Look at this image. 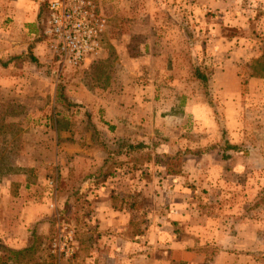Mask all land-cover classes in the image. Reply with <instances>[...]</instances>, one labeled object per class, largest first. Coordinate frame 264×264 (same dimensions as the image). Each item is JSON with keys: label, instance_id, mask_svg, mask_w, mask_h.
<instances>
[{"label": "rangeland", "instance_id": "rangeland-1", "mask_svg": "<svg viewBox=\"0 0 264 264\" xmlns=\"http://www.w3.org/2000/svg\"><path fill=\"white\" fill-rule=\"evenodd\" d=\"M110 1L97 0L107 27L91 66L66 67L40 53L49 76L43 65L0 68V244L24 250L9 264L81 259L85 191L107 182L132 194L134 207L155 204L140 212V226L166 217L173 191L182 201L174 231L191 245L184 253L157 245L156 254L166 248L176 264L217 256L213 264H264V0H141L133 11L144 18L119 26ZM18 25L12 40L4 36L7 47L27 39ZM194 64L208 77L207 95ZM59 80L76 105L55 100ZM108 95L121 99L132 130L105 123ZM222 130L240 149L226 159ZM121 136L147 147L110 155L101 146ZM63 223L78 244L66 258L52 252Z\"/></svg>", "mask_w": 264, "mask_h": 264}, {"label": "crops", "instance_id": "crops-1", "mask_svg": "<svg viewBox=\"0 0 264 264\" xmlns=\"http://www.w3.org/2000/svg\"><path fill=\"white\" fill-rule=\"evenodd\" d=\"M46 1L48 0H0V30L4 22H10V28H7L5 31L1 30L3 33L0 34V39L1 37L3 38L4 46L0 48V60L6 61L15 56L22 55L27 52L30 45H33L32 53L36 56L39 63L42 64L43 67L46 66L45 68L47 69L50 63L46 64L45 62L47 61L40 60L38 56L40 53L45 57L53 56L46 41L40 42L41 39H38L39 26L43 27L44 5L47 3ZM110 2L111 5H108L111 7V10H113V15L111 16L117 23V26H119L122 21L137 22L141 18H144L143 14L140 16V14L133 11L134 7L140 9L141 0H111ZM113 4L115 8L112 6ZM153 16L156 18L158 15L156 13L151 14L152 18ZM16 24H21L18 25V29L24 30L20 34H24L27 39L24 40L23 45L17 44L13 47L11 45L7 47L5 44L7 40H5L4 36L7 37L8 40H12L11 37L17 35H12V33H14L12 30L15 31L14 26H16ZM153 40H155V36ZM36 45H38V48ZM155 46L156 40L155 42H149L151 52L156 51L154 48ZM2 54L4 56H1ZM92 63L93 62H90L88 64L91 66ZM24 64H30L35 68H39L28 61H23L20 66L16 65V67H22ZM12 66H15V64L10 63L7 68ZM0 68L3 69L1 66ZM6 80L8 81V79ZM6 80L4 84H6ZM2 82H4V80ZM65 92L66 97L69 100H73L72 96L67 91ZM85 94L93 98L92 92L87 91ZM55 100H58L57 86L55 89ZM101 108L105 110L103 111L104 115L102 117L105 123L107 122L106 124L109 125V128H115L114 126H116V129H119V127L124 124L126 128L132 130L129 126L130 122L128 120L123 121V119H127L131 116H125V109L123 110L124 106L118 96L115 95L112 97V95H108L102 100ZM120 139H123V136H121ZM141 140L142 139L138 141ZM114 185L115 184L111 182H107L101 185L99 189L85 191V198L87 200L84 205L85 224H83V229L89 238H87V248L84 249L82 258H74L72 264H176V260L173 261V252H168L165 248L163 253L156 254L155 250L156 246L160 245L161 247L167 246L169 249L174 247L178 251H181V253H184L189 249L187 245H191L190 240L183 237L178 238L174 231V221L178 219L175 215L180 217L183 215L184 211L182 210V201L180 199L175 200L177 194L173 191L171 194L173 199L171 198L168 201L167 199L165 200L169 205V211H165L166 217L161 219V217L155 215L148 223H142L140 226V212H148L149 214L151 210L154 211V209H156L155 204L150 203L148 206L143 205L142 207H134L132 205V194H129L130 198H125L127 195L124 196L120 189L115 188ZM178 195L181 194L179 193ZM118 198L121 199V202L124 201L123 206H117L116 202ZM127 201L129 202L127 203ZM156 204L159 205L160 202ZM140 227L143 230L142 233H140ZM227 255H229V252ZM218 258V256L214 258V262L217 263ZM179 264H184V262H180ZM192 264L195 263L192 262Z\"/></svg>", "mask_w": 264, "mask_h": 264}, {"label": "built area", "instance_id": "built-area-1", "mask_svg": "<svg viewBox=\"0 0 264 264\" xmlns=\"http://www.w3.org/2000/svg\"><path fill=\"white\" fill-rule=\"evenodd\" d=\"M46 9L42 34L62 65L83 66L98 57L104 47L107 19L97 0H48ZM77 250L74 231L61 224L52 252L66 258Z\"/></svg>", "mask_w": 264, "mask_h": 264}, {"label": "trees", "instance_id": "trees-1", "mask_svg": "<svg viewBox=\"0 0 264 264\" xmlns=\"http://www.w3.org/2000/svg\"><path fill=\"white\" fill-rule=\"evenodd\" d=\"M42 29H43V27L39 26V31H38L39 32V37H38V39H41V37H42ZM32 48H33V45H30L28 47V50H27L26 53H24L22 55L15 56V57L10 58V59H7L6 61L5 60H0V66L2 68H7L10 63L11 64L14 63L17 66H20L21 63H23V61H28V62L33 63L35 66H37L39 68L42 67V64L39 63V61L36 58V56L32 53ZM47 71H48L47 75L49 76V74L51 73L50 72V64L47 67ZM193 75H194V78L202 86L204 93L207 95V93H208V91H207V88H208V77L205 74V72H203L196 64H194ZM57 99H59V100H61L63 102H67L68 103L67 105H69V106L76 105L75 103L70 102L68 100V98L66 97V94L64 93V83L61 82V80H59L58 86H57ZM225 134H226L225 130H222L221 131V136H222V141H223V145H224L222 147V150H223V153H224L221 156L222 159H226V158L229 157V154H227L228 151H229V153L231 151H233V152H239L240 151L239 147L236 144L230 143L228 141V139L226 138ZM101 146L105 149V151L108 154H110V155H116V154L119 155L120 153H122L124 151H127V152L128 151H136V150L145 148V147H147V144L144 143V142L132 143V142H130L128 140H125V139H117L116 143L114 144V147H110L107 143H105V145L101 144ZM200 150H203V149L202 148L198 149V150H190V149H188V150H185L184 153L191 155L190 153H193V152L198 153ZM92 177L96 178L94 175H91V176L89 175L86 178H92ZM76 193L77 192H75V194ZM66 205H67V202L65 203V207H66ZM0 250L2 252L6 253V254H3L1 256L0 264L16 263L18 258L20 256H22V254L24 252V250H22V249H19V250L11 249V248L6 247V246H4L2 244H0Z\"/></svg>", "mask_w": 264, "mask_h": 264}]
</instances>
